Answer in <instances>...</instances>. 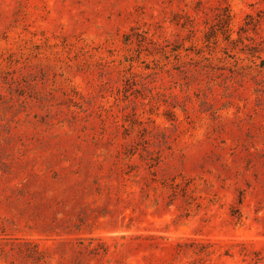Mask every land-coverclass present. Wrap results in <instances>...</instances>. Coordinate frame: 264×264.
Instances as JSON below:
<instances>
[{
    "label": "rangeland",
    "instance_id": "obj_1",
    "mask_svg": "<svg viewBox=\"0 0 264 264\" xmlns=\"http://www.w3.org/2000/svg\"><path fill=\"white\" fill-rule=\"evenodd\" d=\"M0 264H264V0H0Z\"/></svg>",
    "mask_w": 264,
    "mask_h": 264
}]
</instances>
